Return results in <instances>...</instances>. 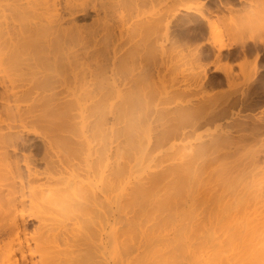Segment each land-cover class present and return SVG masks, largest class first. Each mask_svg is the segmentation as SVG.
I'll return each mask as SVG.
<instances>
[{"label": "bare ground", "instance_id": "6f19581e", "mask_svg": "<svg viewBox=\"0 0 264 264\" xmlns=\"http://www.w3.org/2000/svg\"><path fill=\"white\" fill-rule=\"evenodd\" d=\"M7 1L11 6L7 9L9 13L5 14V11L2 13L0 10L2 15L9 14L8 16L17 19L24 26L19 30H16L17 25L14 26L16 29L10 28V31L15 30V33L12 31L13 34L8 32L14 41V44L9 41L13 49L10 50V46L9 50L7 47H0V51L8 50L0 52V68L5 67L3 71L13 69L21 83L16 80L14 83L18 82L19 85L15 83V86L12 82V86L8 88L0 80V85L5 90L4 93L15 99V102H30V114L23 113L26 112L25 109L23 112L21 109L14 111L13 105L6 106L8 113L13 111V118H18L20 125L17 128L14 125L11 131L0 135V172L6 181L4 184L3 181L0 183V215L4 217L0 218V262L264 264V191L259 190L260 186L256 191H248L242 187L244 177L250 178L245 176L249 173L248 170L244 174L240 169L243 180L239 176L235 178V169L232 170V167L237 168L241 163L238 161L240 164L236 163L237 166H234L233 163L237 161L232 160L234 162L231 163L230 158L226 160L231 157L230 150L242 149L240 142L247 136L240 134L250 130L243 120L241 122L237 119L240 120L237 123V115L233 110L238 108L237 105L242 99L250 102L248 96L253 93L250 88L247 89L252 93L249 90H242V93L239 90L244 88H237L242 95L250 93L248 100L245 98L246 94L238 104L236 102L239 97L234 98L237 101L232 100L233 95L240 94L235 92L236 87L235 93L228 88L233 86L236 77L241 76V73L237 76L231 64L239 59L250 63L247 57L252 55L258 59L264 49V33L261 36L263 43H258L261 40L258 35L262 32L254 35L259 38L258 42L257 38L255 41L250 39L252 43L250 40L243 42L247 39L246 31L254 24L259 26V23L264 22L257 17L260 14L264 16V0H259L263 4L259 1L252 2H256V7L259 8H253L256 12H252L253 9L251 11L253 5L248 3V9L251 7L249 10L241 7L245 13L237 7L241 13L233 9L230 12L234 13L229 12L225 17L222 14L227 20L226 17L232 18L231 25L229 24L231 27L228 25L229 31L227 28V32L224 31L232 33L234 38L229 34L232 41L238 35L234 33L245 31V37L241 34L238 35L240 38L235 39L237 45L234 44V48H230L231 43L227 45V49L219 42L220 37L216 39L222 33L216 32L219 27L216 23L220 18L214 25L208 9L199 10L200 17L208 26L204 25V29L209 28L208 33L200 26L196 28L194 22L189 20L186 34L192 32V35L184 37L186 42L181 38V42L194 45V49L190 46L189 51L194 54L188 53L191 55L189 58L195 55L194 60L192 59L195 65L192 63L191 66H194L190 67L191 61L189 62L187 54L185 58L188 61L183 62L182 59L186 63H181L183 67L189 65V68L180 70L182 74L174 72L179 77L185 76L180 79L175 78V74V77L169 78L172 83L177 79L176 84L173 83L176 90L172 93L169 91L172 95L168 93L170 100H184L179 104L176 101V106L172 108L174 102L171 105L166 104L169 97L161 98L166 99L162 104L171 108L162 106L161 112L157 109L158 117L160 114L168 117H164L165 121L160 119L163 116L159 118L160 123L164 124L160 128L156 126L157 129L154 126L158 123H154L152 119L151 124L155 130L149 125V114L153 116V110L150 111L147 105L155 106L154 101H158L160 97L158 92L156 95L155 92L152 93L154 95L148 93L162 83V73L165 71L159 69L162 61L159 54L165 47L162 45V34L165 31L168 34L169 20L176 17L174 7L177 9L178 5L182 6L185 0H166L169 6L164 4L165 9L159 11L155 6L160 0ZM229 3L226 6L231 8ZM217 4L216 2L214 7ZM185 5L181 9L186 12L193 8L190 4ZM223 8L222 11L230 10ZM240 14H243L242 17ZM186 17L190 18L192 14ZM239 17L243 19L238 21ZM8 18L7 21L10 20ZM222 20L220 19L221 22ZM219 25L225 29L226 24ZM251 31L248 32L251 33L250 37ZM6 32L3 33L8 35ZM184 33L179 37H183ZM0 35L4 38L3 34ZM213 40L221 45L214 47L216 44ZM235 40L233 43H236ZM178 44L177 41H172L170 45L175 50ZM167 47L166 45L165 49L168 51ZM177 54L180 56V53ZM211 56L215 64L226 62L225 65L217 66L213 73L206 70L202 63L205 58L209 61ZM261 58L263 57L260 60L264 59ZM186 64L188 65L185 66ZM254 64L258 67V63L254 61ZM175 66L172 68L177 70L178 65ZM243 66L240 67L243 69ZM172 68L167 69L169 74H172ZM253 72L252 70L251 76L254 75ZM10 75H3V79ZM247 75L246 79L245 75L243 77L246 82L252 78L247 79ZM180 83L183 84L179 86ZM257 84L255 85L258 90L259 87L264 89L263 78ZM243 85L239 84L238 87ZM193 87L198 90L189 89V93L188 88ZM226 87L233 95L226 92ZM155 89L158 91L159 88ZM185 96L194 99H189L186 103ZM161 99L157 104L159 106L162 105ZM254 102L249 105H245L248 102H243L245 106H242L244 109H254L253 107L261 104ZM238 113V116H242L240 111ZM26 114L30 116L26 117ZM231 117L234 121L230 123ZM262 118L261 116V121ZM227 120L229 123L226 124ZM241 123L244 124L243 127H240ZM255 124L256 122L254 125L251 123L249 127H252L254 136L260 135L261 138V134H264L261 131L264 123L260 124L261 127ZM39 125L45 129L43 133L36 130L35 127ZM188 127L193 131H187ZM205 127L208 130L212 128L213 131L206 136L196 134V143H185L188 137L191 138L198 129ZM24 133L34 135L35 140H38L30 143L27 136V140L24 138ZM253 134L250 133L251 136ZM152 137L155 138L153 146ZM159 150L164 152L159 153V156L154 155ZM220 160L223 161L220 163ZM252 169L250 171H254ZM251 182L248 181L249 184ZM213 184L218 185L219 189L217 186L213 188ZM253 185L252 183L251 186ZM5 239H8L7 243H4Z\"/></svg>", "mask_w": 264, "mask_h": 264}, {"label": "rangeland", "instance_id": "374dc122", "mask_svg": "<svg viewBox=\"0 0 264 264\" xmlns=\"http://www.w3.org/2000/svg\"><path fill=\"white\" fill-rule=\"evenodd\" d=\"M208 1H209V2L211 1L212 3H211V2L208 3ZM222 1H223V2H222ZM222 1L220 0V2H219V0H218V1H216V0H213V1H212V0H195V1H194V0H185V4H186V5L183 4L182 2H180V3L183 4L182 6H181V4L178 5L177 9H176V7H174L176 17L171 18V19L169 20L170 22H169V31H168V34H167V35L165 34L166 31L164 32V34H162L163 37H164L163 40H162V41H164V42L162 43V45H165L164 49L166 48V45L169 47V50H168L169 52L167 51V49H165V51H164V49H163V52H162L161 54H159V55H161V56H159V57H160L161 60H162V61L160 62V64H162V65L164 64V67H163V68H162V65L160 66V64H159V69L162 70V71L165 70V71H163V73H162V79H161V82H162V83H160V84L157 86V87L159 88L158 91H157V89H155V88H157V87L155 86L154 89H151V92L149 91L148 95H150V94H151V95H154V94H152L153 92H155V95H156L157 92H158V93H159L158 97H160V99H161V98L164 99L165 97H166V99H167V97H169V94H171L174 90H176V89H175V86H173V83H175L176 80H177V79H176L175 82L172 83L171 81H169V78L172 76V77H171V79H172L173 76L175 77V74H176V73H180V74H182L181 72L183 71V69H185V68H186V69L189 68V67H188V66H189L188 64L185 65V66L188 65L187 67H183V65L186 63V62L183 63L184 61H188V59H190V60H189V62L191 61V62H190V67H193V66L195 65V64L193 63L194 61H192V59H193V57H194L195 55H193L191 58H189V57L191 56V55H189V53H190L189 51L191 50L190 46H192V45H190V44H185L184 42H186V41H185V38H184V37H187L188 35H190V36L192 35V34H191L192 32L190 33L189 31H188L189 33L186 34V32H187V30H188V28H189V27H188V22H189V20H191L192 23L194 22V26H195V27H196V26H197V27L200 26V27L202 28V30L204 29L203 26L206 25V23H205L204 19H203L202 17H200V15H199V10L204 11L205 9H208V12L210 11V12H209L210 15L212 14V20H213L212 22H213V23H214V22L216 23V22L218 21L217 19H219V18H220L221 20H222V19L225 20V21L222 20V22H223V23H222V22L220 21V19H219V21L216 23L217 26H219V27L221 26V28H222V29L219 28V27L216 28V29H217L216 32H219V33L222 32V33H221V35L218 36V37H216V34H215V37H216V39H218V38L220 37V38L218 39L219 42L222 43V45L224 44L226 47H227V45H229V44H231V43H232V44L229 45V46H231L230 48H234V47H236V45H237V41H236L235 39H236L237 37H239L238 35L241 36V34H242V36H243V34H244V37L247 35V36H246L247 39L244 40V38H243V39L241 38V40H244L243 42H246V40H250V39H251V40L253 39V41H255L256 38H257L256 42H258V41H259V38L261 39L262 37H263L262 39H264V35H263V33H264V25H263L264 22H262V21L264 20V16H263V14H262V15L260 14L261 16H260V15L257 16V17L260 18L259 21H261L262 24L259 23V26L257 25L258 27L255 26V24H254V26H253L251 29L249 28L250 30H252V31H251V32H252V37L249 36V35H251V33H248L250 30L246 31V35H245V31H244V33H241V32H238V31H237V33H234V32H233L234 30H233V31H231V32H233L234 35H235V34H238L237 36L235 35L236 38L234 39L236 43H233L234 40L232 41V38H234V36L231 35L232 33L230 34V32H229V34H230L231 36H233L232 38L230 37V35H229L228 33H224V31L227 32L226 28H227L228 31H229V26L231 25V22H232V21H231L232 18L229 19V17H226V18H228V20L224 18L225 16L228 15L227 13H229L230 11H233V9H234V11L236 10L237 12H239L240 10L242 11V10H244V9L246 10V9H248L249 4H250V6L253 5L252 8L250 7V8H251V11H252V9H253L254 7H255L256 9L258 8V6L256 7V4H255V3H256V2L259 3V2H261V1H259V0H244V1H243V0H241V1H239V0H227V1H229L231 4H230L229 2H227V1H225V0H222ZM224 1L227 2V3H229V4L231 5V8H232V7H235V8H232V10H231L230 6H229V5L226 6L227 3L225 4ZM245 1H247V3H246ZM254 1H256V2L252 4V2H254ZM258 1H259V2H258ZM183 2H184V0H183ZM216 2L218 3V4L216 5L217 7H214L215 4H216ZM221 2H222L223 4H222ZM236 2H237V3H236ZM239 2H240L241 4H240ZM244 2H245V3H244ZM161 3H162V4H161ZM243 3L246 4L245 6H246L247 8L244 6ZM248 3H249V4H248ZM164 4L168 5V1H166V0H163V1L160 0V1H159V4H158L157 6H155V9H157V11H159V10H161V9L164 10L165 7H166V5H164ZM189 4L191 5L190 7H193V8L191 9V11L186 12V11H184V10L181 9L182 7H184V5H185V6H189ZM202 4H203V5L206 4V5H204V6L202 7ZM211 4H212V5H211ZM219 4H221L222 6L219 7V6H220ZM247 4H248V6H247ZM254 4H255V5H254ZM260 4H263V1H262ZM260 4H257V5H260ZM192 5H193V6H192ZM224 5H225V6H224ZM241 5H243V6H241ZM1 6H2V7H1ZM162 6H163V7H162ZM168 6H169V5H168ZM168 6H167V7H168ZM209 6H210V7H209ZM223 6H224L225 8H223ZM262 6H263V5H262ZM4 7H5V8H4ZM10 7H11V6H10V4H9V1H7V0H0V8H1L0 10L2 11V13H4V11H5V14L9 13V11H8L7 9H10ZM227 7H228V8H227ZM237 7H239V8H238L239 11H238ZM241 7H242V8L244 7V9H242ZM259 7H261V5H260ZM263 7H264V6H263ZM200 8H202V9H200ZM222 8H223L224 10L230 8V10H229V11H228V10L222 11ZM250 8H249V9H250ZM2 9H4V10H2ZM193 9H194V10H193ZM249 9H248V10H249ZM256 9H255V10L253 9L252 12H254V11L256 12ZM258 9H259V8H258ZM262 9H263V8H262ZM262 9H260V11H261ZM171 10H172V9H171ZM211 10H212V11H211ZM215 10H216V11H215ZM245 10H244V13L246 12ZM248 10H247V11H248ZM1 11H0V14H1V15H0V19H1V17H2V19L0 20V31H1L0 34H3V35H4V38H3V37H2V38L0 37V38H1V40H0V47L2 48V46H4V48L7 47V49L9 50V47H8V46H10V50H11V48L13 49L12 44H14V41L11 40L12 38L9 37L11 34H8V32L12 33L13 30L10 31V28H11V27H12L13 29H16V28H17L16 30H19L20 27H23V26H24V24H22V23L20 24V22L17 21V19H15V20L12 19L10 16H8L9 14H8V15H2ZM221 11H222L223 13H222ZM227 11H228V12H227ZM236 11H235V12H236ZM257 11H258V10H257ZM260 11H259V12H260ZM217 12H218V13H217ZM224 12H226V13H224ZM242 12H243V11H242ZM263 12H264V9H263L262 13H263ZM195 13H196V15H195ZM215 13H216L217 15H216ZM230 13H234V12H230ZM239 13H241V12H239ZM247 13H249V12H247ZM188 14H189V15L192 14V17H190V18H189V17H186V15H188ZM193 14H194V15H193ZM197 14H198V15H197ZM213 14H214V15H213ZM222 14H223L224 17L222 16ZM256 14L258 15V12H257ZM234 15L237 16L238 14H237V15L234 14ZM242 15H243V14H242ZM242 15L240 14V17H242ZM3 16H4V17H3ZM6 16H7V18L9 17L10 20L7 21ZM193 16H194V17H193ZM198 16H199L200 18H195V17H198ZM218 16H219V17H218ZM229 16H232V17H233V15H230V14H229ZM235 16H234V18L237 19V17H235ZM238 16H239V15H238ZM244 16L246 17V15H244ZM244 16H243V17H244ZM222 17H223V18H222ZM240 17H239V18H240ZM4 18L6 19V21H5ZM9 18H8V19H9ZM194 18H195V20H196V19L199 20V22H198L197 20H196V22H195V20H193ZM234 18H233V19H234ZM173 19H174V20H173ZM185 19H187L186 22H185ZM201 19H202L203 21H202ZM241 19H243V18L238 19V21L241 20ZM254 19H255V18H254ZM180 20H182V21H180ZM183 20H184V21H183ZM215 20H216V21H215ZM226 20H227L229 23L226 22ZM2 21H3V22H2ZM200 21H201V22H200ZM230 21H231V22H230ZM197 22H198V23H197ZM224 22H225V23H224ZM1 23H2V24H1ZM23 23H24V21H23ZM25 23L27 24V22H25ZM174 23H175V25H174ZM182 23H183V24H182ZM215 23H214V25H215ZM3 24H4V26H3ZM219 24H224L223 26H225V24H226L225 29L222 27V25H219ZM229 24H230V25H229ZM6 25H7V26H6ZM9 25H11V26H9ZM15 25H17V26L20 25V26H18V27L16 26V28H15V27H14ZM21 25H22V26H21ZM176 25H177V26H176ZM178 25H179V26H178ZM228 25H229V26H228ZM262 25H263V26H262ZM180 26H181V27H180ZM206 26H207V25H206ZM206 26H205V27H206ZM6 27H7V28H6ZM8 27H9V28H8ZM177 27H178V29H177ZM197 27H196V28H197ZM200 27H199L198 29H200ZM207 27H208V26H207ZM207 27H206V28H207ZM230 27H231V26H230ZM242 27H243V26H242ZM12 28H11V29H12ZM184 28H185V29H184ZM206 28H205L204 30H205V32L207 31V33H208V29H209V28H208L207 30H206ZM232 28H234V27H232ZM240 28H241V27H240ZM260 28H262V29H260ZM182 29H184L185 31L182 30ZM234 29L237 30V28H234ZM242 29H243V28H241V30H242ZM257 29H258V30L260 29V31H258ZM8 30H9V31H8ZM220 30H222V31H220ZM241 30H240V31H241ZM244 30H246V29L244 28ZM5 31H7L6 34H8V35H5V34H4ZM3 32H4V33H3ZM13 32L15 33V30H14ZM174 32H175V33H174ZM184 32H185V33H184ZM242 32H243V31H242ZM260 32H262V33L259 34ZM169 33H170V34H169ZM178 33H179V34H178ZM181 33H184L185 35H183V37H182V36L179 37L180 35H182ZM256 33L259 34V35H258V36H260L259 38H258V37H255V36H257V35H255ZM12 34H13V33H12ZM217 34H218V33H217ZM165 35H166V37H165ZM218 35H219V34H218ZM227 35H228V37H227ZM254 35H255V36H254ZM262 35H263V36H262ZM0 36H1V35H0ZM5 36H6V37H5ZM7 36H8V37H7ZM248 36H249V37H248ZM261 36H262V37H261ZM12 37H13V36H12ZM174 37H175V38H174ZM176 37H178V38L176 39ZM213 37H214V36H213ZM6 38H8L9 40L6 39ZM181 38H182V39L184 38V39H183L184 42H181V41H182ZM239 38H240V37H239ZM3 39H5L6 41L3 40ZM262 39H261L258 43H260V42L262 41ZM7 40H8V43H7ZM10 40H11V41H10ZM166 40H167V41H166ZM237 40H238V39H237ZM251 40H250L249 42H251ZM4 41L6 42V44H5ZM9 41H10L11 43H12V42H13V43L11 44V43H9ZM172 41H174V42L177 41L180 45L183 44L184 46L182 45V46H183V47H182V46H180V45L178 44V47H177V45H176V48H175V50H174V49L172 48L173 46L170 45ZM213 41H214V40H213ZM216 41H217V40L214 41V44H216V45H217V44H220L219 42H218V43H215ZM253 41H252V42H253ZM263 41H264V40H263ZM263 41H262L261 43H263ZM168 42H169V43H168ZM198 42H200V41H198ZM238 42H239V41H238ZM247 42H248V41H247ZM252 42H251V43H252ZM1 43H2L3 45H1ZM181 43H182V44H181ZM193 43H194V42H193ZM193 43H191V44H193ZM226 43H228V44H226ZM234 44H236V45H234ZM169 45H170V46H169ZM187 45H188V46H187ZM216 45H215L214 47H217V48H218L221 44H220V45H217V46H216ZM233 45H234V47H233ZM239 45H240V44H238V46H239ZM225 46H224V48H225ZM168 47H167V48H168ZM170 47L173 49V51H172V49H171ZM174 47H175V46H174ZM177 48H178V49H177ZM183 48H185V50H184ZM192 48L194 49V45L192 46ZM228 48H229V47H227V49H228ZM5 49H6V48H5ZM5 49H4V50L2 49L0 52H3V53H4V52L8 51V50L5 51ZM214 49H215V48H214ZM181 50H183L184 52L181 51ZM166 51H167V52H166ZM177 51H178V52H177ZM210 51H211V50L209 49V52H210ZM188 52H189V53H188ZM177 53H180V56H178L179 54H177ZM211 53H212V52H211ZM211 53H209V55H212ZM168 54H169V56H168ZM176 54H177V55H176ZM187 54H188V57H187ZM190 54H194V53L191 52ZM173 55H176V57H174L173 59H171V58L173 57ZM185 56H186L188 59L185 58ZM253 56H254V55H253ZM168 57H169V58H168ZM178 57H179L180 59H179ZM211 57H212V58H209V61L207 60V58H205L204 60L207 61V62H205V61L202 62V63L205 64V66H206V70H207V69H208V71L210 70V71H209L210 73H213V72H214V69H215L217 66H220V65H222V64H223V65L226 64V62H221V63L215 64L214 59H213V56H211ZM248 57H249V58H248ZM248 57H247V59H250V63L253 62L252 64H250L249 61H246V60H244V59H243V61H246L247 63H246V62H243L241 59H239V60H235V61H233L234 63L236 62L237 65L234 64L233 62H232V64H231V65H233L232 68L234 67L233 70H234V71L236 70L237 73H235V74H236L237 76H238V74L241 73V76L239 75V76H240V79H241V80H240V79H239V80H240L241 82L238 80V78H239V76H238V77H236L237 79H235L234 83L238 80L240 85H243V84L245 83L244 85H247V86H244V85H243V86H239V87H238L239 84H237V83H238V81H237V83H235V84L233 83V86H234V87L232 86L231 88H228V89H229V90L231 89V91L234 92V91H235V87H236V90H237V91H235V92H238V93H239V91H241L242 93H243V91H244V92H248L247 90L250 91V89H251V90L253 91V93H252V91H250V92L252 93L251 95H250V93H249V94L244 93V94H246V97H245L244 94L242 95V93H239V94H240L239 96H238V94H237V95L235 94L236 96H234V95H233V92L229 91V90L227 89V87H226L225 89H226V92L229 91V92H231V94L233 95L232 100L237 101V99L235 100L234 98L239 97V98H238V102H236L237 104L240 102V100L242 99V97H243V98H244V97L247 98V96L250 95V96H248V97H250V102H251V103L254 102V100H257V103H261L262 105H261V104L258 105V104L256 103V101H255L254 103H256V104L259 106V107L257 106L258 108H257V107H253L255 110H254V109H250V108H245V109H244V107H243L242 105H244V104L247 103V102H248V103L245 104V105H249V104H250V102H249V101H245V99H244V101H243V99H242V100H241V103H239L238 105L236 104V105L238 106V108L242 109V111H241L240 109H238L237 107L234 108V110H233V111H234V114L237 115V116H235V117H237L235 120L237 121V119H240L241 122H242V120H243V121H244L243 123H245L246 125L248 124L246 127H248L250 130H248L247 133H243V134H242V133H241V134L239 133L240 136L245 135V134H246V136H247V137H245V138L243 139L242 142H240V144L242 143V147H241V145H240V148H242V149H240L239 146L237 145V147L240 149V151H242V152H240V151L236 150V151H238V153L240 152V153H239V156H238V153L235 151V148H234V151H233V150H230V152H232V153H231V157H230V156L227 157L226 160H228V159L230 158L231 160H229V162H231V163H233L234 161H237V162H234V163H233L234 166H237V165H235V164H236V163H239V162L241 163V165L243 164L242 166H241V165L239 166L240 163L238 164L239 167H237V168H239V169H237V168L232 167L231 165H229V166H231V167L233 168L232 170L235 169V170L233 171V172L236 174V175L233 174V175L236 176L235 178H237V176H239L240 179H242V178H243V174H242V172L245 174V172L248 170L247 172H249L248 174H249L250 176H249L248 174L245 175V176H246V177H250V178H248V179L246 178V179H245V177H244V181L241 183V184H242V187L246 188V190H248V191H249V190H250V191H256V190H258V187L260 186L261 188H259V190L261 189V190L264 191V179H263V178H264V163H263V162H264V159H263V158H264V157H263V155H264V153H263L264 146H261V145H264V141H263V139H264V134H263V135L261 134V136H262L261 138L259 137L260 135H259V136H258V135H255V136H256V137H255L254 134L252 133V130H251L252 127H249V126H251V123H253V125H254V122H256L255 125H259L260 127L262 126V125H260V124L264 123V119H263V118H264V106H263L264 104L262 103V102H264V93H263V92H264V89L262 90V89H260V87H259V90H258V86H260V85H258L259 83L257 84V82H260V80H262V78L264 79V72H263V71H264V63H263V62H264V59H263V58H264V49L260 52L258 59H257L256 56H255V57H252V55H251V57H250V55H249ZM260 57H263V58H261V59H263V60H260ZM166 58H168V59H166ZM194 58H195V57H194ZM251 58H252V59H251ZM254 58H256V59L254 60ZM182 59H183V62L181 61ZM210 59H213V60H210ZM245 59H246V58H245ZM172 60H173V61H172ZM174 60L177 61V62L175 63ZM193 60H194V59H193ZM240 60H241L242 62H241ZM258 60H259V61H258ZM165 61H166V62H165ZM171 61L173 62V65H174V64H175V65H178V66L181 65V66H180L181 68L179 67V70H178V66H177V70H174V68H172V67H174L175 65L173 66ZM238 61H239V63H238ZM254 61H255V63H258V64H256V65H257L258 67H261V69L255 66ZM256 61H257V62H256ZM261 61H262V62H261ZM168 62H169V63H168ZM178 62H179V63H178ZM181 62L183 63V65H182ZM187 63H188V62H187ZM192 63H193L194 65L191 66ZM206 63H207L208 65H207ZM243 63H244V64H243ZM167 64H169V65H167ZM241 64H242V65H241ZM245 64H246V65H245ZM261 64H263V65H262L263 67L261 66ZM243 65H245L246 67L243 66ZM250 65H252V67L254 66V67H256V68H254V67L252 68ZM259 65H260V66H259ZM165 66L168 67V68H166ZM238 66H239V67H238ZM240 66H243V69H242V67H240ZM247 66H249V67H247ZM182 67H183V68H182ZM244 67H245V68H244ZM171 68H172L174 71L172 70L173 72L171 71L170 73L173 74L174 72H176V73H174V75L169 74V73L167 72V69H168V70H169V69L171 70ZM239 68H240V72H239ZM246 68H247V69H246ZM249 68H250V69L252 68V69L250 70ZM3 69H5V67H4V68L2 67V69L0 68V71H1V72H0V75H1L0 80L4 81V83H6V85L9 86L8 88H10V86H12V82H13V85H15V86H16L17 84L19 85V83H21V82H20V79H19L20 77L17 76V75L15 74L16 72H15L13 69L8 68V69H6L5 71H3ZM175 69H176V66H175ZM254 69H255V70H254ZM9 70H11V71H10L8 74L10 75V73H11V74L14 73V74L16 75V77H15V75L13 74V75H10V76H12L13 78L10 77V76H8V78H7V77L5 76L6 78L3 79V78H4L3 75H8L7 72H8ZM12 70H13V71H12ZM160 70H159V71H160ZM180 70H182V71H180ZM241 70H242V71H241ZM249 70H250L251 72H249ZM252 70L254 71V72H253V74H254L253 76L250 75V73L252 74ZM257 70H259V71H257ZM2 71H3V73H2ZM178 71H179V72H178ZM184 71H185V70H184ZM208 71H207V72H208ZM245 71H246V72H245ZM256 71H257V73H256ZM164 72H165V73H164ZM166 72H167V73H166ZM209 72H208V73H209ZM238 72H239V73H238ZM247 72H248V73H247ZM259 72H260V73H259ZM261 72H262V73H261ZM183 73L186 74L187 72H183ZM243 73H246V74H243ZM2 74H3V75H2ZM180 74H179V75H180ZM242 74H243V75H242ZM247 74L249 75V77H248ZM168 75H170V76L168 77ZM177 75H178V74H176V77H175V78H180V79H182V77L185 76V75H180V77H179V76H177ZM244 75H245V77H244ZM246 75H247V79L250 78V77H252V78L248 79L247 82L244 80V78L246 79ZM258 75H260V76H258ZM262 75H263V76H262ZM261 76H262V78H261ZM241 77H242V78H241ZM243 77H244V78H243ZM259 77L261 78L260 80H259ZM9 78H11V80H10ZM14 78H17V79H14ZM242 79H243V80H242ZM16 80H18L19 83H18V82H15V83H17V84H15L14 81H16ZM8 81H9V82H8ZM164 81H167L168 84H167V83L165 84ZM178 81H179V80H178ZM242 81H243V82L245 81V82L242 83ZM252 81H253V82H252ZM256 81H257V82H256ZM248 82H249V84H248ZM250 82H252L253 84H252V83L250 84ZM241 83H242V84H241ZM246 83H247V84H246ZM9 84H10V85H9ZM175 84H176V83H175ZM182 84H183V83H182ZM182 84L180 83L179 86L182 85ZM255 84H257L258 86L256 87ZM235 85H237V86H235ZM251 85H252V86H251ZM254 85H255V86H254ZM255 87H256V89H255ZM176 88H177V87H176ZM237 88H238V89L244 88L245 90H244V89H241V90L238 91ZM247 88H250V89H247ZM252 88H253V89H252ZM162 89H163V90H162ZM189 89H191V90L193 89L194 91H197V90H198V89L196 90V87H195V88H194V87H193V88H188V90H189ZM152 90H154V91H152ZM160 90H162V91H160ZM167 90H168V91H167ZM185 90L188 91L187 89H185ZM191 90H189V93L191 92ZM242 90H243V91H242ZM256 90H258V91H257V92H254V91H256ZM1 91H2V92H1ZM4 91H5V90H4V89L2 88V86L0 85V95H1V94H4V95H5V96H4V95H1L2 97L0 96V118H1V119H0V128H1V126H3V127L1 128L0 135L3 134V133H6V132H8V131H11V130H12V127H13L14 125H16V126H15L16 128H17L18 124L20 125V122L18 121V118H17V120H16V118H13V117H14V115H13V113H12L13 111H9V113H8V110H9V109H6V106H7V105H9V106H12V105H13L12 110L14 109V111H16L17 109H21L22 112H23L24 109H25L26 112L24 111L23 113H28V112H29L28 110L30 109V102H28V101H27V102H26V101H24V102H22V101H20V102H19V101L15 102V101H14L15 99H12V97H9L8 94H5V93H4ZM164 91H165V93H163ZM169 91H171V93H169ZM223 91L225 92L224 89H223ZM161 92H162V94H165V95H162ZM229 92H228V93H229ZM235 92H234V93H235ZM9 93H10V92H9ZM168 93H169V94H168ZM256 93H257V94H256ZM258 94H259V95H258ZM9 95H10V94H9ZM166 95H168V96H166ZM171 95H172V94H171ZM171 95H170V96H171ZM228 95H230V94H228ZM252 95H253V98H252ZM201 96H202V95H201ZM240 97H241V98H240ZM261 97H263V99H262ZM151 98H153V97L150 96V99H151ZM156 98H157V97H156ZM185 98H186V96H185ZM192 98H193V97H192ZM192 98H189V99L193 100L194 98H193V99H192ZM229 98L231 99V96H229ZM157 99H158V98H157ZM157 99H156V100H157ZM160 99H158V101H156V102L154 101L155 106H152V107L155 108V109H153L151 106H149V104L147 105V106L149 107L150 111L153 110V113H152L153 116H151V114H149V116H150V118H149V122H150L149 125L152 126L151 129L153 128V124H151V120H152V119L154 120V123H156V122L158 123V124H155V126H154V127L157 129L156 126L159 127L161 124H164V122H163V123H160L159 118H160L161 116H163V117H161L160 119H162V120L164 119V121H165V118L167 119V117H168L167 115H161V114H160V117H158V115H159V112H157V109H158V108H159L158 111H160V109L162 108V106L166 107V104L170 103V105H171V104H172L171 102H174V103H173L174 105H173V104L171 105V107L173 108V106H176V105H175V104H176V103H175L176 101H177L178 104H179V103L182 102V100H184V99H177L176 101H174L173 99L170 100V97H169V98L167 99V100H169V101L166 102V104H164V105L162 104V102H163V101H166V99H165V100H162V99H161V104H162V105L159 106V105H157V104H159ZM186 99H187V100H186ZM186 99H185V102L187 103V102L189 101V99H188V98H186ZM230 99H229V100H230ZM253 99H254V100H253ZM153 100H154V98H153ZM180 100H181V101H180ZM232 100H231V101H232ZM247 100H248V98H247ZM251 100H253V101H251ZM260 101H262V102H260ZM25 102H26V103H25ZM150 102H152V100H151ZM150 102H149V103H150ZM243 102H245V103L243 104ZM154 103H153V104H154ZM186 103H184V104H186ZM2 104H3V105H2ZM151 104H152V103H150V105H151ZM182 104H183V103H182ZM14 105H15V108H14ZM16 105H17V106H16ZM236 105H235V106H236ZM245 105H244V106H245ZM20 106H21V107H20ZM28 106H29V108H28ZM262 106H263V107H262ZM2 107H3V108H2ZM160 107H161V108H160ZM169 107H170V106L167 105L166 108H169ZM171 107H170V108H171ZM242 107H243V108H242ZM166 108H165V109H166ZM3 109H5V110H3ZM235 109H236V110H235ZM237 109L240 111V115H242V116H238V115H239V113H238L239 111H238ZM248 109H249V111L247 112ZM256 109H257V110H256ZM2 110H3V111H2ZM163 110H164V109H163ZM245 110H246V112H245ZM250 110H251V111H250ZM5 111H7V112H5ZM235 111H237V112L235 113ZM252 111H253V112H252ZM10 112H11V113H10ZM154 112H155V113H154ZM160 112H161V111H160ZM162 112H163V111H162ZM241 112H243V113H241ZM4 113H5V114H4ZM237 113H238V114H237ZM261 113H263V114H261ZM3 114H4V116H3ZM10 114H12L13 116H11ZM14 114H15V112H14ZM29 114H30V112H29ZM29 114H26L25 116H26V117H29V116H30ZM35 114H38V112H36ZM154 114H156V115H154ZM163 114H164V113H163ZM245 115H246V117H245ZM154 116H156V117H154ZM165 116H166V117H165ZM250 116H252V117H250ZM259 116H260V117H259ZM261 116L263 117V118H262V121H261ZM2 117H3V118H2ZM15 117H16V115H15ZM164 117H165V118H164ZM243 117H244V118H243ZM248 117H250V119H249ZM154 118H155V119H154ZM157 118H158V119H157ZM232 118H233V117L230 118V123L234 121V119H232ZM242 118H243V119H242ZM253 118H254V119H253ZM231 119H232V120H231ZM251 119H252L253 121H252ZM158 120H159V121H158ZM240 120H238L237 123H238V122L240 123ZM248 120H249V121H248ZM254 120H255V121H254ZM256 120H257L258 122H260V123H258ZM259 120H260V121H259ZM26 121H28V120H26ZM166 121H167V120H166ZM227 121H228V120H227ZM152 122H153V121H152ZM247 122H248V123H247ZM25 123H26V122H25ZM27 123H28V122H27ZM27 123H26V124H27ZM227 123H229V121L226 122V124H227ZM243 123H241L240 127H243V126H244ZM224 124H225V123H224ZM242 124H243V126H242ZM249 124H250V125H249ZM28 125H30V124H28ZM28 125H27V127H28ZM253 125H252V126H253ZM31 126H32V125H31ZM259 126H258V127H259ZM18 127H19V126H18ZM29 127H30V126H29ZM38 127H39V128H38ZM255 127H256V126H255ZM32 128H33V127H31V129H32ZM35 128H36V130H37L38 132L40 131V133H43V132L45 131V129H44L42 126H40V125H39V126H36ZM159 128H160V127H159ZM27 129H28V130H31V129H29V128H27ZM153 129H154V128H153ZM188 129H189V130H188ZM208 129H209L208 127L198 129V131H197L196 133H194V135H193L191 138H190V137H188L189 139L187 138V140H186L185 143H187V142H188V143H189V142H191V143H196V142H197V141H196V138H197V135H198V134L201 135V136H206L207 134H209L210 132L213 131L212 128H211L210 130H208ZM32 130H33V129H32ZM154 130H155V129H154ZM154 130L151 131L153 135H155ZM187 131H193V130H192L191 128L188 127V128H187ZM249 131H251V132H249ZM261 131H262V133H264V129L261 130ZM250 133L253 134V136H251ZM196 134H197V135H196ZM29 135H30V136H29ZM153 135H152V136H153ZM195 135H196V137H195ZM248 135H249V136H248ZM26 136H27L29 139H28ZM250 136H251V138L249 139L248 137H250ZM257 136L260 138L259 140L257 139V138H258ZM35 137H36V136H34V135L27 134V133H26V135H25V133H24V138H26V140L28 139L29 141L31 140L30 143H33V142H35V141L38 140V138H37V140H35V139H36ZM254 137H255V138H254ZM153 138H154V137H152V144H151L152 146H153V142H154V139H155V138H154V139H153ZM245 139L247 140L246 142H245ZM256 139H257V140H256ZM180 140H181V139H180ZM249 140H253L254 142H253V141L251 142V141H249ZM183 141H184V140H183ZM248 141L250 142V144H249ZM256 142H257V143H256ZM243 143H244V144L246 143L245 145H247V146L250 145V147L248 146V147H249V148H248V147L245 146ZM251 143H252V144H251ZM255 143H256V144H255ZM262 143H263V144H262ZM151 145H150V147H151ZM243 146H244V147H243ZM257 146H258V147H257ZM256 148H257V149H256ZM260 148H261L262 150H261ZM165 150H166V149H165ZM162 151L164 152V150H161V152H162ZM254 151H255V152H254ZM259 151H260V152H259ZM161 152H160V150H159V151H156V152L154 153V155H158V156H159V155H160L159 153H161ZM234 152H235L236 154H235ZM243 152H244V153H243ZM251 152H252V153H251ZM257 152H258V153H257ZM254 153H255V154H254ZM221 154H224V153L221 152ZM232 154H234V156H232ZM245 154H246V155H245ZM259 154H260V155H259ZM235 155H237L236 158H232V157H235ZM244 155H245V157H244ZM248 155H249V156H248ZM250 156H251V157H250ZM237 157H238V158H237ZM248 157H249V158H248ZM251 158H252V159H251ZM238 159H239V160H238ZM247 159H248V160H247ZM259 159H261V160H259ZM226 160H225V161H226ZM232 160H234V161H232ZM222 161H223V160H220V163H221ZM238 161H239V162H238ZM252 161H255L256 165H255V163H253ZM246 162H247V163H246ZM251 162H252L253 165L251 164ZM226 163H227V161H226ZM231 163H230V164H231ZM261 163H262V164H261ZM246 165H247V166H246ZM251 165H252V166H251ZM261 166H262V167H261ZM240 167H241V168H240ZM242 168H243V170H242ZM252 168L254 169V171H250ZM240 169H241L242 172H240ZM253 169H252V170H253ZM237 170H238V171H237ZM256 170H257V171H256ZM235 171H237V172H235ZM255 171H256V173H257V172H258V173H257V174L254 173ZM251 173H252V174H251ZM253 173H254V174H253ZM2 174H3V173L0 172V178L2 179V180L0 181V183L3 181L2 184H4L6 181H5V179H3L4 176H2ZM233 175H232V176H233ZM240 175H241L242 177H241ZM251 175H252V176L255 175L254 177H255L256 179H255L254 177H252ZM256 176H258L259 180H257L258 178H257ZM259 176H260V177H259ZM2 177H3V178H2ZM239 177H238V179H239ZM249 179H250V180H249ZM242 180H243V179H242ZM256 180H257V181H256ZM261 180H262V181H261ZM248 181H249V183H250V181H252L251 184L253 183L254 185L251 186V184H249ZM253 181H254V182H253ZM256 182H258V183H256ZM213 183H214V181H213ZM216 183H217V182H216ZM255 183H256V184H255ZM2 184H0V185H2ZM217 184H218V183H217ZM256 185H257V186H256ZM216 186H217V187H216ZM216 186L213 184V188L216 187L217 189H219V188H218L219 186H218V185H216ZM254 186H255V187H254ZM216 188H215V189H216ZM256 188H257V189H256ZM260 192H262V191H260ZM263 193H264V192H263ZM0 200H1V199H0ZM1 201H2V200H1ZM1 205H2V202H0V207H1ZM0 210H2V208H0ZM1 214H2V213H1ZM0 216H1L0 218H4L2 215H0ZM0 223H1V221H0ZM1 224H2V223H1ZM1 224H0V225H1ZM3 238H4V237H3ZM7 240H8V239H5V240H4V243H5V242L7 243ZM0 263L2 264V262H0Z\"/></svg>", "mask_w": 264, "mask_h": 264}]
</instances>
